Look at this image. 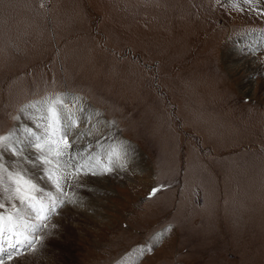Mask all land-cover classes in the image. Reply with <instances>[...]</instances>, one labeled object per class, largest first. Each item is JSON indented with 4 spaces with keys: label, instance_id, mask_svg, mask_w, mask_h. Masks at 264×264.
<instances>
[{
    "label": "rangeland",
    "instance_id": "rangeland-1",
    "mask_svg": "<svg viewBox=\"0 0 264 264\" xmlns=\"http://www.w3.org/2000/svg\"><path fill=\"white\" fill-rule=\"evenodd\" d=\"M10 133L26 156L41 138L45 166L59 169L49 179L44 164L26 168L48 218L34 252L16 255L4 235V264H264L260 11L229 0H0V135ZM59 151L88 174L58 179ZM14 159L0 150V163ZM0 203L14 217L6 229L31 239L36 210L6 193Z\"/></svg>",
    "mask_w": 264,
    "mask_h": 264
},
{
    "label": "snow or ice",
    "instance_id": "snow-or-ice-1",
    "mask_svg": "<svg viewBox=\"0 0 264 264\" xmlns=\"http://www.w3.org/2000/svg\"><path fill=\"white\" fill-rule=\"evenodd\" d=\"M229 2L233 5L238 3L248 5L250 6V10L260 11L261 14H264V10H259L257 8L251 7L253 5L264 4V0H229ZM53 115H55V113H53ZM68 119L69 124L67 125V130L65 131L64 136L62 138L65 150L72 148V144L68 141L67 136L70 133L71 129L77 126L75 121H73L71 117H69ZM24 131L27 132V129H25ZM29 135H31V133H29ZM40 139L41 138L33 137V142L29 145V147L35 148L37 152L40 153L39 155H36L33 158L32 156L25 155L26 149L24 147H21V142L17 139L15 133H10L8 136L0 135V150L8 151L15 158L14 161L8 166L3 163H0V197H2L6 193L9 202L12 200H19L21 204H26L30 206L31 208L36 210V219L41 221L40 223L35 225L34 232L29 233V235L32 237L31 239H29L28 236H23V239H21L20 236L14 234L15 229H6L5 227L6 224L11 225L13 223V215H8L7 217H5L4 215H0V245L7 243L3 241L4 235L6 233H12L9 239L14 240L15 243H8V246L17 249L15 253L16 255H19L21 250L24 252L36 250V245L40 242L39 234L43 231L44 227L46 226L44 221H46L48 218L46 215H44L45 208L43 204H41L39 197L33 195V193L43 194V192L40 188H38L35 183L32 182V177L28 176L27 170L24 167L25 164H32L36 166L38 163L48 164L51 162L48 157L44 154L45 149L42 147ZM119 147L122 150L123 155L125 156L130 151V146L119 145ZM66 154L69 155L70 159L73 158L71 157L70 153H66L65 151L57 152L58 157L64 156ZM113 155H115L116 158L119 159V154L115 151V149L113 150ZM112 163L113 161L110 157L109 166L105 167L103 169V173L101 174L112 171V167L110 166ZM69 166L73 168V172L71 174H66L60 177L61 180H68L75 177V179H73V183H77L81 173L85 175L88 174L87 171L84 170L85 166L82 164ZM92 174L95 175L97 173L93 171ZM45 175H47L49 179H52V173L50 171L46 170ZM56 188L58 191L64 192V186L61 185L60 180L56 181ZM157 191V188H153L152 193L150 195H155ZM48 199L51 200V197H48ZM37 205L40 206L37 207ZM12 206L15 207V205ZM4 207L5 204L0 203V209H3ZM54 207L55 205H53V208ZM164 231L167 232L168 229H165ZM162 236L163 233L154 235L151 241L153 245L158 242ZM18 245L20 246L19 248L17 247ZM0 251H3L2 246H0ZM143 251H151V249L145 247ZM12 255L13 253H9L7 258L11 259ZM0 264H4L3 257H0Z\"/></svg>",
    "mask_w": 264,
    "mask_h": 264
},
{
    "label": "bare ground",
    "instance_id": "bare-ground-1",
    "mask_svg": "<svg viewBox=\"0 0 264 264\" xmlns=\"http://www.w3.org/2000/svg\"><path fill=\"white\" fill-rule=\"evenodd\" d=\"M254 45H256V44H254ZM73 104L75 105V106H79V107H83V105L81 104V103H79L78 101H76V100H74L73 101ZM36 118L38 117V116H35ZM97 126V125H96ZM100 127L102 128V129H107L105 126H104V124H100ZM98 128V127H97ZM91 130V129H90ZM97 140V139H96ZM90 142H91V140H90ZM93 142V141H92ZM91 142V143H92ZM101 143V142H100ZM96 144V143H95ZM103 144H105V143H103ZM62 145V144H61ZM97 145H98V143H97ZM79 148H80V146H79ZM52 149H56V148H52ZM85 149V148H84ZM100 150V149H99ZM102 150V149H101ZM68 151V150H67ZM67 151H66V153H67ZM105 151V150H104ZM89 152V151H88ZM102 152V151H101ZM29 153V152H28ZM98 153V152H97ZM104 154V153H103ZM55 155H57V154H55ZM67 155L68 154H66L65 155V157H64V164H62L61 166H60V168H63V170H66L65 168H66V166L68 165H78V163L76 162V161H79V159L78 160H74V159H76L77 157H75L74 159H72V161H70V159H69V161L67 162ZM27 156H32L33 158L35 157V155H27ZM84 156V155H83ZM94 156V155H93ZM92 156V157H93ZM101 156V155H100ZM79 157V156H78ZM53 159V158H52ZM58 159V158H57ZM81 159V158H80ZM81 161V160H80ZM62 162V161H61ZM57 164V163H56ZM86 164V166H88V168H91L92 167V165L94 164L92 161H88L87 160V162L85 163ZM46 164H44V172L47 170H49V169H52L54 172H55V170L58 168V166L57 165H53V164H51L53 167H49V166H45ZM59 165V164H58ZM29 166H31L30 164H25L24 165V167L25 168H28ZM35 168L33 169L32 167L31 168H29L28 169V172L30 171V172H32V171H34L35 170V172H37V169H40V171H41V168H37L36 166H34ZM40 167V166H39ZM47 167V168H46ZM49 167V168H48ZM70 167V166H69ZM72 168V167H71ZM59 169V168H58ZM87 169V168H86ZM85 169V170H86ZM62 171V170H61ZM89 171H90V169H89ZM59 173V172H58ZM57 173V174H58ZM38 174V173H37ZM36 174V175H37ZM63 174V173H62ZM41 175V174H40ZM64 175V174H63ZM29 176V175H28ZM39 176V175H38ZM45 176V175H44ZM54 176V175H53ZM59 177V176H58ZM33 178V177H32ZM58 179H60V178H58ZM54 180H56L55 178H54ZM99 181V180H98ZM46 182H48V181H46ZM96 182V181H95ZM35 183V182H34ZM64 183V182H63ZM38 184V183H37ZM50 184V183H49ZM37 186H39V185H37ZM18 202H19V200H18ZM19 204H21L20 202H19ZM21 208L20 209H22V210H25V206H23V204H21ZM26 212H28L27 210H25ZM53 224V223H52ZM10 228H12V227H10ZM44 233V232H43ZM10 235H12V233H9V234H6V236H8V237H10ZM50 238V237H49ZM43 239V238H42ZM44 242V241H43ZM50 242H51V240H50ZM49 242V243H50ZM54 241H52V243H53ZM48 243V242H47ZM51 244V243H50ZM41 245H44V244H41ZM51 246V245H50ZM39 247V246H38ZM39 250V249H38ZM36 251V250H35ZM34 252V251H33ZM2 253H5L4 251H2ZM37 254V253H36ZM31 256V255H30ZM42 259V258H41ZM22 260V259H21ZM28 260H30V259H28ZM34 260H36V259H34ZM34 260H32V261H30V262H27L26 264H45V262H43L42 263V261H40V262H38V263H34L35 261ZM130 260V259H129ZM63 261V260H62ZM130 261H132V260H130ZM25 262V261H24ZM33 262V263H32ZM128 260H127V264H128ZM125 263V264H126ZM132 263V262H131ZM8 264V263H7ZM11 264V263H10ZM14 264V263H13ZM16 264V263H15ZM17 264H20V262L19 263H17Z\"/></svg>",
    "mask_w": 264,
    "mask_h": 264
},
{
    "label": "crops",
    "instance_id": "crops-1",
    "mask_svg": "<svg viewBox=\"0 0 264 264\" xmlns=\"http://www.w3.org/2000/svg\"><path fill=\"white\" fill-rule=\"evenodd\" d=\"M65 171H66V170H63L64 175H66Z\"/></svg>",
    "mask_w": 264,
    "mask_h": 264
}]
</instances>
